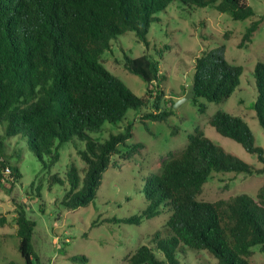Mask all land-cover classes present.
<instances>
[{"label": "trees", "instance_id": "1", "mask_svg": "<svg viewBox=\"0 0 264 264\" xmlns=\"http://www.w3.org/2000/svg\"><path fill=\"white\" fill-rule=\"evenodd\" d=\"M173 1L193 8L209 6L234 21L253 16L243 0H0V189H11L20 178L15 164L20 154L16 152L10 162L6 139L24 141L26 150L47 168L58 162L63 144L78 140L84 144L78 151L84 168L79 171L71 164L65 180L54 174L47 183L50 187L66 185L60 205L67 210L87 207L93 201L104 171L113 166L111 158L121 154L119 147L132 136V126L127 124L123 132L109 134L103 142L94 141L90 134L147 104L104 69L101 56L110 49L111 41L129 31L147 47L151 23ZM257 25L253 21L246 27L239 46L250 42ZM167 49H158L156 59L123 54L122 65L150 85L159 80V60ZM242 71L241 66L226 61L223 45L202 51L194 58L191 99L195 103L200 98L207 102L227 99L239 86ZM253 78L255 118L264 131V63L254 65ZM161 98L159 91L155 107ZM198 109L202 113L204 106ZM170 115V109H164L140 119L162 121ZM209 125L256 156L262 166L255 168L241 161L200 133L189 136L186 146L162 163L160 173L147 178L142 189L147 203L141 213L117 221L138 225L163 210L170 213L152 234L155 250L139 246L127 264H179L183 249L205 251L217 264H249L254 247L264 254V185L255 198L240 194L215 202L197 200L212 172L264 173V150L254 145L247 124L237 116L217 112ZM140 147L139 143L132 145L120 158L128 159ZM15 210L22 264H37L31 243L34 223L22 205ZM70 261L88 264L85 255L71 256Z\"/></svg>", "mask_w": 264, "mask_h": 264}, {"label": "rangeland", "instance_id": "2", "mask_svg": "<svg viewBox=\"0 0 264 264\" xmlns=\"http://www.w3.org/2000/svg\"><path fill=\"white\" fill-rule=\"evenodd\" d=\"M243 2L253 10V16L234 21L209 6L193 8L173 1L165 11L156 15L158 21L151 23L146 34L147 47L137 40L132 31L111 41L110 49L101 56L102 66L135 96L146 99L147 104L145 108L128 110L121 121L105 123L100 131L90 136L96 142H103L109 134L123 132L130 124L132 136L124 146L119 147V153H126L137 143L141 147L128 159H121L119 154L111 158L113 166L104 171L95 198L87 207L74 210L63 208L60 201L66 185L50 187L47 183L48 176L54 174L65 180L71 164L79 171L84 168L78 155V151L83 149V142L73 140L63 144L58 162L47 168L26 150L24 141L17 138L5 140V153L12 157L9 158L11 163L16 152L20 154L15 162L20 178L11 189H0V264L23 263L17 249L16 205H22L27 218L34 223L31 243L37 264H75L70 261V257L75 255H85L88 264H127L128 258L139 246L155 250L152 234L165 224L169 211L163 210L153 218L142 219L138 225L117 221L141 213L147 203L142 192L147 178L158 175L162 163L170 154L180 152L191 135L200 133L241 161L255 168L262 166L256 156L247 153L233 140L222 137L209 125L210 118L217 112L237 116L247 124L254 145L264 150V131L255 118L256 88L253 78L254 65L264 63V0ZM253 21H258V25L250 42L239 46L246 27ZM220 45L224 46L226 61L243 68L239 86L227 99L219 102H207L200 98L196 103L190 99L176 105L191 84L194 58L202 51ZM163 47L168 49L159 60L158 81L146 85L124 69L123 54L130 58L146 54L156 59V51ZM147 89L152 93L146 94ZM159 91L162 98L156 108L154 101ZM200 105L204 106L202 113L198 109ZM164 109L171 111L167 119H140L143 114ZM262 185L264 173L212 172L197 200L215 202L240 194L255 198ZM155 254L162 258L159 252L155 251ZM178 260L179 264H217L216 259L205 251L187 249L181 250ZM248 261L249 264H264V254L254 247Z\"/></svg>", "mask_w": 264, "mask_h": 264}, {"label": "water", "instance_id": "3", "mask_svg": "<svg viewBox=\"0 0 264 264\" xmlns=\"http://www.w3.org/2000/svg\"><path fill=\"white\" fill-rule=\"evenodd\" d=\"M193 96H194V86L190 85V86H188V89H187L185 95L180 97V99L177 101L176 105L181 104L187 100H190Z\"/></svg>", "mask_w": 264, "mask_h": 264}, {"label": "built area", "instance_id": "4", "mask_svg": "<svg viewBox=\"0 0 264 264\" xmlns=\"http://www.w3.org/2000/svg\"><path fill=\"white\" fill-rule=\"evenodd\" d=\"M4 172H5V173H8V169H7V168H5V169H4Z\"/></svg>", "mask_w": 264, "mask_h": 264}]
</instances>
